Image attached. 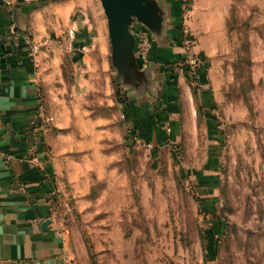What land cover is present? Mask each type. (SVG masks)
I'll return each mask as SVG.
<instances>
[{
    "label": "rangeland",
    "instance_id": "obj_1",
    "mask_svg": "<svg viewBox=\"0 0 264 264\" xmlns=\"http://www.w3.org/2000/svg\"><path fill=\"white\" fill-rule=\"evenodd\" d=\"M186 3L183 26L195 51L211 49L217 100L198 104V73L178 65L193 101L182 97L176 137L159 145L127 124L101 1L78 4L93 36L79 58L51 11L48 30L60 36L38 53L45 111L69 167L52 208L70 264H264V0Z\"/></svg>",
    "mask_w": 264,
    "mask_h": 264
},
{
    "label": "crops",
    "instance_id": "obj_2",
    "mask_svg": "<svg viewBox=\"0 0 264 264\" xmlns=\"http://www.w3.org/2000/svg\"><path fill=\"white\" fill-rule=\"evenodd\" d=\"M157 1L164 15L162 32L154 34L139 22L131 27L136 36L135 53L138 34L149 39L150 64L144 68L137 58L144 78L135 87L125 85L127 103L122 105L131 131L152 145L176 137L179 102L184 95L183 99L193 101L190 86L185 90L182 85L189 74L175 70L181 53V0ZM79 2L82 0H0V149L5 154L0 156V264H70L65 236L52 208L60 176L68 173L69 167L63 166L67 156L59 152L51 117L45 111L42 85L46 59L33 45L60 36L48 30L55 17L64 21L67 29L78 27L80 37L87 36L91 29L80 17ZM52 9L59 11L55 17ZM72 12L76 19L70 22ZM80 42L84 43L82 38ZM197 51L205 59L197 74L201 87L198 104L208 108L217 100L207 61L211 49L202 43ZM74 54L81 57L80 52ZM158 77L163 81L161 88L156 86ZM179 87L183 88L181 98L176 90ZM47 220L51 224L44 225Z\"/></svg>",
    "mask_w": 264,
    "mask_h": 264
},
{
    "label": "water",
    "instance_id": "obj_3",
    "mask_svg": "<svg viewBox=\"0 0 264 264\" xmlns=\"http://www.w3.org/2000/svg\"><path fill=\"white\" fill-rule=\"evenodd\" d=\"M107 18L112 47V64L122 85L135 87L144 78L135 53L136 36L131 31L139 22L154 34L163 30V10L157 0H100ZM51 220L44 225L51 224Z\"/></svg>",
    "mask_w": 264,
    "mask_h": 264
},
{
    "label": "built area",
    "instance_id": "obj_4",
    "mask_svg": "<svg viewBox=\"0 0 264 264\" xmlns=\"http://www.w3.org/2000/svg\"><path fill=\"white\" fill-rule=\"evenodd\" d=\"M187 0H181V26H180V30H181V47H183V53H181L178 57V59L176 60V66L175 68L179 65H183L185 66L190 73H198V71L202 68V66L205 63V59L203 58V56L198 53L197 51H195V44H196V40L193 37V35H191L189 33V30L187 28H185L183 25L185 23V13L184 11L187 8ZM139 40L137 43V50H136V57L139 58L142 63H143V67L147 68L150 64V60L148 57L149 54V50L151 48V43L149 41V39L145 36L144 33H139ZM84 41V43H81L80 40ZM67 39L69 40V44H70V50L73 52H86V50L89 49V47L93 44V36L89 33L87 36L84 37H80V29L78 27H71L68 29L67 32ZM33 49L35 51L38 50V46L37 45H33ZM0 156H5L4 152L0 149Z\"/></svg>",
    "mask_w": 264,
    "mask_h": 264
},
{
    "label": "trees",
    "instance_id": "obj_5",
    "mask_svg": "<svg viewBox=\"0 0 264 264\" xmlns=\"http://www.w3.org/2000/svg\"><path fill=\"white\" fill-rule=\"evenodd\" d=\"M141 66V65H140ZM142 67V66H141ZM121 104H126L127 103V98L123 97L120 100Z\"/></svg>",
    "mask_w": 264,
    "mask_h": 264
}]
</instances>
